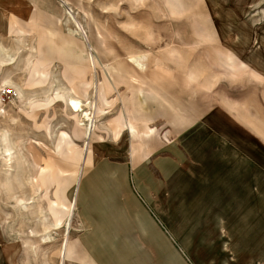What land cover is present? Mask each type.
Returning a JSON list of instances; mask_svg holds the SVG:
<instances>
[{"label":"rangeland","instance_id":"rangeland-1","mask_svg":"<svg viewBox=\"0 0 264 264\" xmlns=\"http://www.w3.org/2000/svg\"><path fill=\"white\" fill-rule=\"evenodd\" d=\"M0 264H264V0H0Z\"/></svg>","mask_w":264,"mask_h":264},{"label":"bare ground","instance_id":"bare-ground-1","mask_svg":"<svg viewBox=\"0 0 264 264\" xmlns=\"http://www.w3.org/2000/svg\"><path fill=\"white\" fill-rule=\"evenodd\" d=\"M89 55H90V53H89ZM90 62V61H89ZM91 63V62H90ZM92 66V65H91ZM68 104L72 107V109L74 110V111H80V112H82L83 114V116L84 117H86V119L88 120V118H90L89 117V115H88V113L86 112V111H83V109H82V106H83V102L82 101H80V100H78V99H76V98H73V97H69L68 98ZM89 129V128H88ZM89 133V132H88ZM87 136V135H86ZM85 146V145H84ZM48 240H50V235H48V236H46V237H44L43 238V241L44 242H48ZM52 241V240H51ZM64 243V242H63ZM64 247H65V243L63 244V246H62V248H61V262L63 261V255H64ZM60 262V263H61Z\"/></svg>","mask_w":264,"mask_h":264},{"label":"crops","instance_id":"crops-1","mask_svg":"<svg viewBox=\"0 0 264 264\" xmlns=\"http://www.w3.org/2000/svg\"><path fill=\"white\" fill-rule=\"evenodd\" d=\"M130 212L132 213V215L134 216L135 219L139 218V213L138 212L134 213V211H132V210ZM136 222H138V220Z\"/></svg>","mask_w":264,"mask_h":264}]
</instances>
